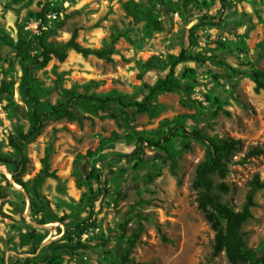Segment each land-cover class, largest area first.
Wrapping results in <instances>:
<instances>
[{"label": "rangeland", "instance_id": "obj_1", "mask_svg": "<svg viewBox=\"0 0 264 264\" xmlns=\"http://www.w3.org/2000/svg\"><path fill=\"white\" fill-rule=\"evenodd\" d=\"M183 49L202 62L179 65L175 86L147 111L86 101L44 121L14 180L20 155L10 139L33 127L28 89L43 104L73 91L143 102L145 85ZM253 71L264 72V0H0V88L13 91L0 98V264H247L225 252L213 259L216 233L193 187L207 144L179 134L156 148L139 138L182 126L239 140L229 174L213 180L231 187L220 200L241 210L254 177L264 180V154L249 156L264 150V90ZM255 200L242 231L260 258L264 189Z\"/></svg>", "mask_w": 264, "mask_h": 264}, {"label": "trees", "instance_id": "obj_2", "mask_svg": "<svg viewBox=\"0 0 264 264\" xmlns=\"http://www.w3.org/2000/svg\"><path fill=\"white\" fill-rule=\"evenodd\" d=\"M49 12V8L44 6L37 15L40 18H44ZM191 33H193V30H191ZM39 44L43 50L42 56L45 58V62H47L51 51L48 50L42 38H39ZM15 48L18 54L24 55L23 40H19ZM75 48L80 49L76 44ZM84 53L88 52L85 51ZM188 61L202 62L197 56L190 55L187 49H183L177 56L172 57L169 63V72L164 78L145 85L149 93L143 102L117 96L87 95L73 91L66 101H60L56 104H43L28 89L27 94L33 103V127L29 132L20 134V141H15L13 137L10 139V143L20 155L19 161L15 162L14 180L17 183L22 182L20 174L25 163L24 145L31 137L39 133L44 121L52 117L70 116L71 112L69 109L73 103L86 101L96 102L101 108L107 107L112 102H117L125 108L147 111L151 107V101L160 91L169 90L175 86L176 68ZM249 75L257 85L256 90L258 92L264 90V72L253 71ZM12 96L13 91L10 89L9 84L2 85L0 88V98L10 101ZM225 113L228 116L231 115L230 112ZM179 134L185 138H193L205 143L208 147L206 159L197 168L193 187L198 191V207L216 233L213 259L220 253L225 252L231 263L264 264V256L255 258L249 250L242 231L244 224L252 217V208L255 206L256 201L255 194L257 191L264 189V180L262 181L258 175L254 177L251 189L246 196L247 201H245L242 209L239 211L234 210L227 203L220 200L219 194L229 193L231 187L225 182L217 184L213 180V176H218L221 179L227 177L230 172L229 165L232 162V157L239 150L240 141L229 138L209 137L201 130L189 131L185 127L179 126L171 129L169 135L162 140L154 141L140 137L139 143L149 147L161 148L163 143L169 142ZM263 154L264 150L261 148H253L249 152V156L253 157ZM122 228L125 230L126 225L123 224ZM164 239L166 240V238ZM133 244L134 241H130L126 253L122 255L121 259L123 263L131 262L128 255Z\"/></svg>", "mask_w": 264, "mask_h": 264}]
</instances>
